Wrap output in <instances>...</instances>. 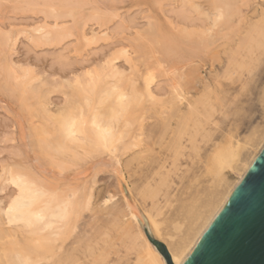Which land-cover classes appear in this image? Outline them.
I'll use <instances>...</instances> for the list:
<instances>
[{"label": "bare ground", "instance_id": "1", "mask_svg": "<svg viewBox=\"0 0 264 264\" xmlns=\"http://www.w3.org/2000/svg\"><path fill=\"white\" fill-rule=\"evenodd\" d=\"M19 1L22 3V1L26 0H16V2ZM63 1L65 0H27V3L29 2L30 4L28 3L26 8L30 7L32 9L37 5L39 6L41 3V6L44 5V9H41L40 13L44 15L45 19H59L65 16L59 14L60 12L58 9ZM229 2V0H212L211 3L202 0H180L181 4L188 6L189 11L191 10L194 14L196 13V15H199L200 17V21L196 24L198 25L197 28L186 35L190 37L195 36V45H203L202 47L208 50L207 54L209 61L212 60L213 62H219L220 64V62L224 60L222 59L221 54L222 56H226L223 74L229 73V71L235 66L239 67V69L244 66L243 61L237 60V56H240V59H245L246 57L247 59H251L250 57L252 56L253 50L258 46L264 50V8L261 9L258 4L254 5V7L252 5L251 10L247 15L251 13L253 18L247 19V15L242 11L244 8L241 10L239 5V7H232L231 4L235 2V0L231 4ZM238 2L240 4L241 1ZM248 2H250V0ZM263 2L264 0L262 3ZM203 3L209 6L208 10L205 9ZM216 3L217 6L215 7ZM79 4L81 3L78 2V5ZM211 4L214 5V8L212 7L213 9L211 8ZM30 8L28 9L30 10ZM227 9L228 11H226ZM224 12L227 13L225 14ZM101 14L102 16L104 15L103 13ZM70 16L73 17L72 14H70ZM218 17L221 18L218 19ZM74 18L75 17H73V19ZM102 18H104V16ZM100 24L102 25V22ZM152 25L151 30L153 27H156L157 31L161 28L160 24L157 22L155 25ZM63 26H59L57 23L48 25L45 21H38L34 24L32 30H30V32H25V34L28 36L29 42H32L31 44H35V46L36 44L47 46L60 42L62 39L71 36V32L69 33V30L66 31L69 28ZM171 29L173 30V28ZM239 29L242 31L240 34L238 33V36L236 35V38H234L235 32ZM173 31L171 34H167L170 36L169 38H172L175 33L179 32L175 31L174 33ZM226 31L230 32V35H227V40V37L224 38ZM151 33L153 36V32H150V34ZM180 33H177V35ZM156 34L161 35V33ZM218 36L219 38H217ZM220 38L223 40L220 41ZM79 39L85 40L87 43H93L95 42V39H97L96 32L93 29H90V33L82 32L79 35ZM158 40L156 39L157 43L159 42ZM156 41L154 42L156 43ZM15 44L16 38L11 35V30L9 29L8 32H2L0 29V56L3 57L0 64V73L2 74L1 76L4 77L2 78V80H5L3 81L4 85L9 84V86L16 89L19 92L18 94H20L22 101L26 104V110L27 108L29 110V113L27 112L28 115H26V113L24 116H27V118H25L28 128L27 130H29L27 136L31 139L30 145H37V149L39 148L43 152L47 164H49L51 168H56L61 171L72 165H78V162L80 163L81 160L88 155L89 159H91L94 152L95 154L96 152L102 154L103 152L106 153L108 151L107 153L112 157V159L109 158L110 160H108L110 161V163L108 162L109 168L110 164L113 163L111 165L115 168L113 171H116L113 172V174L122 196V206L114 208L116 204L114 203L113 206L112 202L114 200L112 201V196H109L108 194V196L105 195L106 197H103V199L100 200L101 202L98 204L99 209H102L106 205V208L104 207L106 214L103 213L102 215H107L105 218L106 225L103 224L105 225L104 228L102 224H99L103 229L98 233H101V236L105 237V240L103 239L105 246H103L102 243L104 248H101L99 244L100 241H93L94 237L98 235V233L95 232L99 229L97 224L98 221H96L97 219L94 218L95 223H93L97 224L98 228H96L94 233L92 231V233H90L92 235L96 233L97 235L92 237V235H88L89 231H87L88 233L85 231V227V230L81 229L80 226L82 221L80 222V217L83 213L84 206L91 211L92 209L90 208L96 204L94 203L95 199L99 196L97 198L95 197V192H97L95 191L96 188L94 189V187H96L95 180L98 181V178L96 179V177H98V172L101 169L100 167H104L102 164H104L105 161L104 163L100 162V164L98 162V165H93V167H96L95 169H93L91 165L90 168L92 171L94 170V174L90 170L93 174H91L92 176L90 175V181H88L89 177L87 176L88 180L84 181L85 183H82L81 187L78 184H75V181L73 182L72 177V179L68 178V180H71L69 183L73 185L68 184V181L63 179L60 182L59 180L56 181V178L55 183L43 180V177H40V175L36 173V169L39 167L36 169L32 167L33 162L32 164L30 163L32 166L30 164L24 165L22 163L4 166L2 167L3 176L0 177V184L2 185L0 188H3V185L13 186L15 188V192L13 189L15 197L8 205H6V207L0 208V264H101L108 259V252L110 253V251L106 252V249L108 250V247L111 248V246V249L115 248L113 244L114 239L116 240V235L120 237L121 241L123 240L122 242L127 249H129L128 252L133 250L134 253H131L132 251L130 252L135 256L133 264H166L164 256L149 237L162 243L166 247L172 264H183L196 246L202 234L207 230L217 214L223 208L234 188L245 177L256 158L261 154L264 149V137L254 147V152L248 160H243L244 151L247 146L246 142L241 143L239 141H233V136L231 135L223 139L220 143L214 145L213 150L207 157L206 173L216 179L218 186H221L225 191L224 193H220V197L214 203L206 205L205 210L197 209L193 212V215L190 216L192 219L189 225L192 233L187 235V237L181 242L174 243L173 246L170 247L160 239L162 235V223L158 220V217L161 214L162 207L158 204L157 198L158 196H160V198L163 196L165 199L168 197L165 193L171 184L170 177L172 174H175L177 169L175 162L178 157L181 158L183 155L182 152L187 149L184 142L188 141L191 144L190 150L192 149L191 151L197 155L200 149L199 140L195 141L194 138L196 137L194 136L201 133V136H199L201 137V142L206 141L210 136L207 130H205L204 125H207L210 121L206 115L208 116V111L212 110L213 107L214 101L211 97V93H226L222 90L224 88L219 82L217 85H212L208 83L204 76H202V70L206 64L197 61L192 62L190 60L193 64H190L189 71L187 73L184 72L185 74L177 72L178 75L175 76L176 81L174 83L172 82L171 86H169L170 84L168 85L171 87V89L169 88L170 91L167 89L168 92L165 94H162L163 92L160 94V92L157 93L155 91V94L151 87L154 80V78L152 80L153 76L150 77L149 75L145 79L143 78L142 87L140 84L138 86L136 81L137 78L134 76V78L132 77V72L137 69L136 63L133 62L126 51H123L125 62L129 65L128 73H125L120 67L118 68L115 65L108 64L103 70L101 69V72H98V70L96 73H94L95 71L92 72L93 74L87 73V78L85 80V77L82 80V78L77 75L78 77L76 76L72 80L70 78L63 82L58 81L55 84L57 86H54V81L52 82V80L50 81L44 76L41 77L38 73L36 74L34 72V69L28 68L27 65V67H23L21 64L20 66L11 60L8 51H14L13 46H15ZM158 44H160V42ZM32 46L35 47L34 45ZM196 46L195 48L198 47ZM202 47L200 48L202 49ZM259 48H257V50ZM166 51L167 50L165 49V52ZM242 52H244V55L241 54ZM201 53L202 52H200V54ZM166 54L168 55V51ZM256 57L254 59H260L259 55V58ZM213 62L209 64L210 68H212ZM151 66L153 67V65ZM221 75L216 74L213 79L218 81V79L222 77ZM61 84L65 85L63 87L66 90H69V93L66 94V92H64L66 101L62 106H57L49 99V92L51 89L57 88ZM186 86L192 92L194 90L196 95L189 96V93H185L186 91L184 90V87L186 88ZM126 88L128 89L127 91ZM183 90L185 92H183ZM79 96L82 97V103L79 102L80 100L75 101V98ZM144 97L156 102L160 107L158 111L160 121L157 126L158 130L155 132L158 133V136H164V133L168 132L170 129L173 137L171 136L172 138L168 143V150L171 151L173 154L172 157L174 158L172 163L170 162L171 170H169V168L166 169L165 163L159 164V168L157 171L153 172L154 176H151V179H148L147 181L143 179L145 183L140 187L139 194L141 197H146L147 200L149 199L151 202V210L147 213L148 216L147 214L145 215L142 213L147 217V222L144 221L143 216L140 214V211H138L139 209H136V205L134 206L135 203H131V196L128 197L130 194L128 195V192L125 189L124 181L126 180H124L122 170L120 171L121 168H118V165L121 164L119 158L120 150L121 153H123L138 148V150L136 149L137 151L125 161V167L131 165L132 161L135 159H143V157L150 154L153 150L150 144L146 142L144 143V141L142 142L144 138L140 140L141 134L145 132L146 129L144 128L143 130L145 131H142L141 133L142 129L139 127L140 129L138 130L140 131H138V133L136 132V135L130 134L132 132H130L129 128L132 127L136 120L130 122V119H127V117L134 111V107L137 106L138 109L140 108L138 105H140ZM22 101L20 100V102ZM145 101L146 99L144 102ZM149 101L148 103H151ZM183 105L184 110L182 109ZM150 106H153V104H150ZM152 110L154 109L152 108ZM143 114L144 113H142V116H144L143 120L145 121V115ZM202 118H206V120L203 119L205 122ZM143 120L139 123L141 124ZM213 123L214 122L211 124ZM136 125H138V123ZM152 131L154 132V130ZM145 135L142 136H147L146 138H148V133L146 136ZM184 136L186 137V140L184 139ZM33 137L36 138L35 142L32 141ZM126 138H128V142H124ZM122 142H124L123 146H121L122 148L117 149L116 144H121ZM139 145H141V147ZM163 147H165V145ZM96 155L101 156L100 154ZM88 157L84 160L87 161ZM156 160L155 162L158 161ZM95 164H97V162ZM76 172L77 171H75V173ZM228 173H237V179L233 183H227ZM82 174L84 175L85 172ZM76 175H81V173H76ZM85 176L86 175H84V177ZM80 177L82 178V176ZM84 177L82 178L83 180ZM79 184L81 183L79 182ZM83 184H89V186L84 187ZM79 190L80 193L78 192ZM109 202H111L109 204L110 206H108ZM117 205L120 204L117 203ZM170 206L171 204L166 201V207ZM10 207L11 212H9ZM96 207L97 206H95V209L97 210L98 207ZM149 209L150 207L148 210ZM89 211H87V213ZM96 213L99 214V211ZM89 218L92 217L89 216ZM144 223L146 224V227H144ZM90 224L91 223L87 225ZM172 226L173 230L176 232H179L182 229V224L180 222H175ZM95 227L96 225H94L93 228L95 229ZM112 231H115L114 237L112 236ZM169 238L170 242H172V236ZM126 247L124 249H126ZM115 249H117V246ZM125 253L126 252H124L123 256Z\"/></svg>", "mask_w": 264, "mask_h": 264}, {"label": "rangeland", "instance_id": "2", "mask_svg": "<svg viewBox=\"0 0 264 264\" xmlns=\"http://www.w3.org/2000/svg\"><path fill=\"white\" fill-rule=\"evenodd\" d=\"M70 1L65 0L59 5L60 8L58 7L60 12L59 14L65 15L63 18L45 19L44 15L40 13V10L44 9V5L41 6L42 5L41 3L39 4V6L37 5L32 9L28 7L30 8L29 10L28 8H26L29 3V2L27 3V0L22 1V3H20V1L16 2V0H9V1L0 0V29L2 30V32H8L10 29L11 35H13L16 38V44L15 46H13L14 51H8L10 54L7 53L11 57V60L13 62L19 65L21 64L23 67L28 66V68L34 69L35 70L34 72L36 74L38 73L41 77L44 76L45 78H48V80L50 81L52 80V82L54 81L55 82L54 86H57L55 84L58 81L63 82L70 78L72 80L77 75L80 78H82V80L85 77L84 78L85 80L87 78L86 75L87 73H92L94 71H95L94 73H96L98 70H99L98 72H101L103 68L107 67L108 64L115 65L118 68L120 67L121 70H123L125 73H128L129 65L125 62V59L123 57V51H126L127 54L130 56V58L133 60V62L136 63L137 71L134 70L132 72L133 74L132 77L134 76L135 78H137L136 80L137 85L139 86L140 84L142 87L143 78L145 79L149 75L150 77L153 76L152 80L153 78L154 80L151 84V87L154 93L156 91L157 93L160 92L161 94L163 92L162 94H165L166 92L170 91L171 87L169 86H171L172 82L174 83L176 81L175 76L178 75L179 72H181L182 74L187 73L189 71L188 69L190 67V64L192 65L193 64L192 62L194 61L203 62V64H206V66L202 70V76H204L205 79L208 81V83L212 85H217L219 82L221 86L224 88L222 90L226 92L224 94H218L215 92L211 93V97L214 101L213 107L212 110L208 111L209 112L208 116L206 115V117H208L210 121L208 122L207 125H204L205 130H207V132L210 134V136L207 139L208 141L206 140L201 142V137H199L201 136V133H199L200 135L197 134L194 136L196 137L194 138L195 141L199 140L198 142L200 149L197 155L196 153L191 151L192 149L190 150L191 144L188 141L187 142L189 144L186 141L184 142V145L187 146V149H185L184 152H182L183 155L181 156V158L178 157L177 161L175 162L177 169L175 171V174L171 175L170 177L171 184L167 190L168 193L167 192L165 193L168 197L165 199V197L163 196H161V198L160 196H158L157 198L158 204L160 205V207H162L161 214L158 217V220H160L162 223L161 225L162 235L160 239L166 244H168L170 247H172L174 243L176 244L178 242H181L187 237V235L192 233L191 228H189L190 227L189 225L192 219V217L190 216L193 215V212L197 209L205 210L206 205H208L209 203H214L220 197V193H224L225 191L223 188H221V186H218L216 179H214L210 174L206 173L207 157L213 150L214 145L220 143L223 139L231 135L233 136V141H239L241 143L246 142L247 146H246V150L244 151L243 160L244 159L248 160L254 152V147L264 137V103H261V99H260L261 95L264 94V50L262 48H259V46L257 47L259 48L258 50L255 47L256 49L253 50L252 56L250 57L251 59H247V57L245 59L244 58L240 59V56L239 57L237 56V60L243 61L244 66L241 67L240 69L239 67L235 66L232 68L231 71H229V73L223 74V71L225 69L226 56L225 55L222 56L221 54V57L224 60H222L223 63L220 62V64L219 62H213L212 60H210L211 62H213V66L212 68H210L209 64L211 62L208 59L209 58L207 54L208 50L202 47L203 45L202 46L197 45L198 47L195 45L196 43L194 39L196 38L195 36L190 37L186 35L190 31L195 30L197 28L198 25L196 24L200 21V17L199 15H196V13L194 14V12H192L191 10L189 11L188 6L181 4L180 0H93V1L70 0ZM202 1H208L209 3H211L212 0H202ZM229 1H230L229 3L231 4L234 0H229ZM238 1H241L240 4ZM238 1L235 0L236 3L233 2L232 3L233 5L231 4V6L232 7L240 6L241 10L244 8L242 11L246 15L248 14V12H250L252 5L254 7V5L258 4V6L261 9L264 8V2L262 3L263 0L262 1L250 0V2H248L249 0H238ZM78 2L81 4L78 5ZM203 5L205 9L207 10L209 9L208 5L204 3ZM213 6L214 5L211 4V8ZM216 6L217 3L215 4V7ZM68 8L71 10V13ZM65 11L68 12L66 13ZM226 11H228V9ZM101 13L104 14L103 15L104 18H102L103 16ZM224 13L226 14L227 12ZM70 14H72L73 17L75 18L73 19V17H71ZM99 15L100 17L101 16L102 17L100 18ZM252 16L253 15L249 13V15H247L246 17H248L247 19H250L253 18ZM38 21L40 22L45 21L48 25H52L56 23L59 26L64 25L65 27L69 28L66 31L69 30L68 32L69 33L71 32L70 33L71 36H68L62 39L60 42L54 44H50L47 46L43 45L44 47L42 45L40 46L37 44L35 46V44H31L32 42H29L28 36L25 34V32H30L34 24L37 23ZM100 21L102 22V25L100 24L101 23ZM156 22L160 24L161 28H159L157 31L156 27H153L154 29L152 28L153 30L152 31L151 25L152 24L155 25ZM82 25L84 26V28ZM171 28H173L174 31ZM90 29H93L96 32L97 39H95V42L87 43L85 40H80L79 35L82 32L90 33ZM239 30L235 32L234 38H236V35L238 36V33L240 34V32L242 31ZM172 31L174 33L175 31H179L177 33L180 32L183 33H180L178 35L177 33H175L172 36V38H169L170 36L167 34H171ZM150 32H153L154 37L152 36V33L150 34ZM154 33L156 36L154 35ZM156 33L158 34L161 33V35H157ZM228 34L230 35V32L226 31V35L224 36V38H226ZM217 38H219V36ZM156 39L157 40L159 39L158 41L160 42V44H158L159 42L157 43ZM227 39L228 37L226 38V40ZM222 40L223 39L220 38V41ZM154 41H156V43ZM190 43H192L193 45ZM32 45H34L35 47H33ZM195 46L197 48H195ZM200 47H202V49ZM165 49L168 51V55L166 54L167 51L165 52ZM195 49L199 51H196ZM200 52L202 53L200 54ZM243 53L244 52H242L241 54ZM258 55L260 59L257 60L259 61L254 59L256 56H257L256 58H259ZM2 58L3 57L0 56V64ZM151 65H153L155 69ZM216 74L219 75L222 74L221 75L222 77H220L218 81H215L213 79L215 78ZM1 75L2 74L0 73V177L3 176L2 167L4 166H9V164H15V163H22L24 165L27 164L29 165L30 163L32 164L33 162L32 164L33 166L31 164L30 165L34 169L39 167L36 169L37 170L36 173L40 175V177L42 176L43 180L47 182L50 181L55 183L58 180L61 182V180L63 179V180H67L68 184L73 185L69 183V181L71 182V180H68V178L69 179L73 178V182L75 181L76 182L75 184H78L81 187L82 183H85L84 181L88 179H89L88 181H90V177L94 174L93 173L94 170L92 171V169L90 168L91 165L93 167V165H98V162L104 163L105 161V163L102 164V166L104 167H100L101 169L98 172L99 174L97 173L98 177H96V179L98 178L97 179L98 181L95 180L96 187H94V189L95 188L97 189V190L95 189V191H97L95 192V197L97 198L99 196L97 199H95L94 202L96 203L94 205L98 207L96 208L99 211V214L96 213L98 211L95 209L94 205H93L94 208L93 207L90 208L92 209L91 211H89V208H86L84 206L82 213L84 217L82 215L80 217V222L82 221L81 223L83 224V226L82 224L80 226L81 229H84L85 227L86 230L85 229L84 230L86 232L89 231V233L87 232L88 235H92L90 233L92 232L94 233L96 228H98L99 226V229H97L98 231L97 230L95 231L98 233L106 225L105 218L107 216V215H102L103 213L106 214L104 211V207L106 208V205L102 209L101 208L99 209L98 204H100L101 202L100 200H102L103 197L111 195L112 201L113 200L115 201L112 202L113 206L114 203L116 204L114 208L117 206L118 207L122 206V196L119 187L117 185L115 176L113 174V172L116 171H113L115 170V168H113L111 165L113 163L110 164V168H109L110 161L108 160H110L109 158L112 159V157L110 156L109 153H107L108 151L106 153L103 152L104 154L96 152V154H100L101 156L96 155L94 152V154L91 153L92 154L91 159H89L88 157L89 155H88L86 156L88 157L87 161L84 160L86 159V157H84L81 160V162L83 161L82 162L83 164L81 162L80 163L78 162V165L76 166L72 165L63 171L56 168H51L50 165L47 164V162L45 161L43 152L39 148H38L39 150L37 149V145H33V144L30 145L31 139L27 136V134H29L28 132L29 130H27L28 128L26 124L27 116H24L27 112L29 113L28 108H27L28 111L26 110V104L22 101V98L20 94H18L19 92L16 89H14L12 86H9V84L4 85L3 81L5 80L4 79L2 80V78L4 77ZM63 86L65 85L61 84L57 88L51 89L49 92V99L57 106L60 105L62 106V104H64V102L66 101L64 92H66V94L69 93V90H66ZM186 88L184 87V90L186 92L184 90L183 92L189 93V96L196 95L195 94L196 92H194V90L192 92L190 89H188L187 86ZM127 90L128 89L126 88V91ZM81 99L82 97L79 96L75 98V101L80 100L79 102H81ZM145 99L146 101L144 102ZM20 100L23 103L20 102ZM149 100H150L149 98L144 97L143 101L141 102L142 104L141 103L140 105L137 104L140 108L138 109V107L135 105L136 107H134V111L127 117V119L129 118L130 120L129 119L128 120L130 122L136 120L137 122L135 121V123L136 124L138 123V125L133 123L132 127L129 128L130 132H132L130 134L136 135L135 133L136 132L138 133V131H140L138 130L140 129L139 127H141L142 129L141 133L142 131H145L143 130L144 128L146 129V131L143 132L144 134L142 133L141 136L142 135L144 136L145 134L147 135L148 133V138H146L147 137L146 135H145L146 137L142 136V138L140 136V140L144 138L142 142L144 141V143L146 142L150 144L153 150L150 154H147V156L143 157V159L142 158L135 159L136 163L135 160H133L131 165H128L126 167L124 164L125 161H127V159L131 157L132 154L138 150V148H136L137 150L134 148L131 149L130 151L123 153H121L120 150L119 158L121 164L118 165V168L119 169L121 168L120 171L122 170V175L124 177V180H126L124 181V184H125V189L128 192V195L130 194L128 197L131 196L130 197L131 203L133 204L135 203L134 206L136 205V209L137 208L139 209L137 210L140 211V214L143 216L145 222H147V217L144 216L142 213L146 215L151 210V206H150L151 202L149 201V199L147 200L146 197L144 198L141 197V195L139 194V189L145 183V181L151 179L154 176L153 172L157 171V169L159 168L158 166H160L159 164L165 163L166 169L169 168V170H171L172 168L170 162L172 163L174 159L172 157L173 154L171 153L170 150H168L169 149L168 143L173 137V134L172 132H170V129L168 130V132H165L166 134L164 133V136H158V133L155 132L158 130L157 126L160 121V116L158 114L160 107L158 104H156V102ZM148 101L151 103H148ZM150 104L151 105L153 104V106H150ZM21 106L24 108V110ZM156 106H158L159 108ZM152 108L154 110H152ZM147 109L149 112L147 111ZM182 109L184 110V105L182 106ZM28 113L26 115H28ZM142 113H144L143 115H145V121L143 120L144 116H142ZM203 119L206 120V118H202V120ZM142 120L143 122H141L140 124L139 122ZM212 122L214 123L211 124ZM191 126L193 127L192 124ZM152 130H154V132ZM35 139L36 138L33 137L32 141L35 142ZM127 139L128 138H126L124 142H128L129 140ZM184 139L186 140L185 136ZM124 142H122L121 144L119 143L116 144L117 149L122 148L121 146H123ZM162 145L163 146L165 145V147H163ZM139 146L141 147V145ZM31 147H33L36 150H34ZM154 159L155 160L157 159L158 161L156 160L157 162H155ZM94 162L95 163L97 162V164H95ZM10 167L13 168L12 166ZM76 167L79 171L76 169ZM95 168L96 167H93V169ZM90 170L92 171L93 174L90 172ZM75 171H77L76 172L77 174L81 173V175H76ZM83 172H85L84 175H86L85 176L86 178L82 174ZM77 176L79 177L82 176V178L84 177V180L81 177L79 178ZM87 176L89 177L88 179ZM237 176H238L237 173H228L227 183H233L237 179ZM77 180L81 184H79ZM85 186H89V184L84 185V187ZM107 186L109 187L111 186V187L109 188ZM0 187H2L1 184ZM13 189L15 192V188L10 185H5V186L3 185V188H0V208L6 207V205H8L9 202L15 197V193L13 192ZM78 192L80 193V190ZM166 201H168L171 204L170 207H166ZM110 203L111 202L108 203V206H110L109 205ZM117 203L120 205H117ZM149 207L150 209L148 210ZM87 211L89 212L87 213ZM91 215H95V216H91ZM89 216L92 218H89ZM94 218L97 219L96 221H98L97 222L98 226L97 224H94L95 223ZM86 222H89L91 224L87 225L89 223ZM175 222H180L182 224L181 231L176 232L173 230L172 225ZM99 224H102L103 228ZM94 225H96L95 229L93 228ZM144 227H146L145 223H144ZM114 232L112 231L113 237L115 234ZM95 235L97 234L96 233L93 234L92 237H94ZM171 236H172V242H170V238H169ZM103 239L105 240V237H102L101 233H98V235L94 237L93 241L95 240L97 242L100 241L101 243L99 242V244L101 248H104L103 246H105V242L103 241ZM119 241H121L120 237L116 235V240L114 239L113 245L115 248L117 246V249L115 248L111 249L112 246L111 248L108 247V250L106 249V252L110 251V253L108 252V259L106 260V262L101 264H133L134 263L135 256L134 254H131L134 253L133 250L130 249L132 252L131 251H130L131 253L128 252L129 249H127V247L124 245V243L122 242L123 240L121 242ZM118 242L121 244V246ZM125 247L126 249H124ZM124 252L126 253L123 256Z\"/></svg>", "mask_w": 264, "mask_h": 264}, {"label": "water", "instance_id": "3", "mask_svg": "<svg viewBox=\"0 0 264 264\" xmlns=\"http://www.w3.org/2000/svg\"><path fill=\"white\" fill-rule=\"evenodd\" d=\"M183 264H264V149Z\"/></svg>", "mask_w": 264, "mask_h": 264}, {"label": "snow or ice", "instance_id": "4", "mask_svg": "<svg viewBox=\"0 0 264 264\" xmlns=\"http://www.w3.org/2000/svg\"><path fill=\"white\" fill-rule=\"evenodd\" d=\"M221 17H218L220 19ZM261 103H264V94L261 95ZM9 212H11V207L9 208Z\"/></svg>", "mask_w": 264, "mask_h": 264}]
</instances>
